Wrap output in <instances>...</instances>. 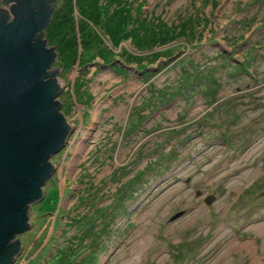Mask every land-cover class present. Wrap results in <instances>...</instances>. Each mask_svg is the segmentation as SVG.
<instances>
[{
  "label": "rangeland",
  "instance_id": "obj_1",
  "mask_svg": "<svg viewBox=\"0 0 264 264\" xmlns=\"http://www.w3.org/2000/svg\"><path fill=\"white\" fill-rule=\"evenodd\" d=\"M80 1L43 36L50 66L75 41L56 73L72 131L5 264H264V0H124L116 43ZM153 26L173 39L141 50Z\"/></svg>",
  "mask_w": 264,
  "mask_h": 264
},
{
  "label": "water",
  "instance_id": "obj_2",
  "mask_svg": "<svg viewBox=\"0 0 264 264\" xmlns=\"http://www.w3.org/2000/svg\"><path fill=\"white\" fill-rule=\"evenodd\" d=\"M0 264L20 247L30 203L43 196L52 175L50 157L66 144L71 124L56 99L65 81L50 66L54 46L44 28L54 0H0ZM213 196L205 199L209 202ZM176 213L175 216L179 215ZM174 216V217H175Z\"/></svg>",
  "mask_w": 264,
  "mask_h": 264
},
{
  "label": "trees",
  "instance_id": "obj_3",
  "mask_svg": "<svg viewBox=\"0 0 264 264\" xmlns=\"http://www.w3.org/2000/svg\"><path fill=\"white\" fill-rule=\"evenodd\" d=\"M127 2L124 0H83L82 2L81 0L79 4H81V6L85 5L84 7L88 8L90 11L89 13L91 14H93L94 12H99L97 9L102 5L104 7L106 6L107 8H109L107 18L105 19V24L102 27L105 28V33H107L109 37H111L112 41L116 43L119 41V33H118L119 30L123 29V31L126 30L129 31L130 23L131 25L133 24L137 25V19L133 18L135 17V14H132L129 11L130 6L129 5L127 6L126 4ZM60 21H63L61 17L59 15L58 16L55 15L54 13L51 20L46 26V30L50 31L52 34L57 33L61 29ZM64 24L65 21L63 25ZM82 27L85 28L86 25L82 26L80 23L79 30H81ZM156 29H154L153 26L152 28L151 27L149 28V31L146 30L144 34L136 35L138 42H140V44L142 45H144L146 41V40H142L143 38L145 37L151 38L152 36L156 35L155 38L152 37L153 38L152 41L148 42L149 44L147 45V47L143 46L141 50L146 49L151 45H160L173 39V35H174L173 31H169V30L165 31L158 28V30L160 29V32L157 31V33H155ZM71 32H73L72 21H70L68 24L66 34ZM52 34L50 36H52ZM59 38L62 39V36ZM68 39L69 40H66L65 43L61 44L58 53V57H59L58 61L59 63L62 64L63 67L69 66L74 61L76 56V47H75L76 45H75V41L73 40V35L71 34V36ZM98 50L100 51L99 53H101V55L103 56L102 59L107 58L106 45L104 47L99 48Z\"/></svg>",
  "mask_w": 264,
  "mask_h": 264
},
{
  "label": "flooded vegetation",
  "instance_id": "obj_4",
  "mask_svg": "<svg viewBox=\"0 0 264 264\" xmlns=\"http://www.w3.org/2000/svg\"><path fill=\"white\" fill-rule=\"evenodd\" d=\"M54 3H55V0H54L53 4H54ZM9 5H10V3L3 4V3L0 2V7H5V8H7ZM116 64H118V63H116ZM82 65H84V64H82ZM108 66L110 67L111 70H114V71H115L114 68H119V67L116 66V65L113 66V65L108 64L107 67H108ZM62 67H63V66H62ZM62 67H61V68H62ZM109 67H108V68H109ZM63 68H64V67H63ZM120 69H121V68H120ZM135 130H140V129H137V128H136ZM71 131H72V128H71ZM70 133H71V132H70ZM67 141H68V139H67ZM62 149H63V148H62ZM61 151H63V150H61ZM61 151H59V153H60ZM54 156H55V154H54V155H51V156L48 157V158L52 160V159L54 158ZM54 164H55V163H54ZM55 169H56V168H55V166H54V170H53V172H52L53 175H54V173H55ZM51 176H52V175H51ZM51 176H50V177H51ZM50 177H49V178H50ZM49 178H48V179H49ZM48 179H47L46 181H48ZM45 183H46V182H45Z\"/></svg>",
  "mask_w": 264,
  "mask_h": 264
},
{
  "label": "bare ground",
  "instance_id": "obj_5",
  "mask_svg": "<svg viewBox=\"0 0 264 264\" xmlns=\"http://www.w3.org/2000/svg\"><path fill=\"white\" fill-rule=\"evenodd\" d=\"M73 127V126H72ZM82 135V134H81ZM246 246L248 245V243H244ZM250 245V244H249Z\"/></svg>",
  "mask_w": 264,
  "mask_h": 264
}]
</instances>
